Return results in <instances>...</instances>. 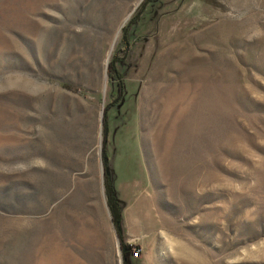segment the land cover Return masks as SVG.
I'll return each mask as SVG.
<instances>
[{
	"label": "rangeland",
	"instance_id": "rangeland-1",
	"mask_svg": "<svg viewBox=\"0 0 264 264\" xmlns=\"http://www.w3.org/2000/svg\"><path fill=\"white\" fill-rule=\"evenodd\" d=\"M142 1L0 0V264H264V0L149 3L111 107Z\"/></svg>",
	"mask_w": 264,
	"mask_h": 264
},
{
	"label": "trees",
	"instance_id": "trees-1",
	"mask_svg": "<svg viewBox=\"0 0 264 264\" xmlns=\"http://www.w3.org/2000/svg\"><path fill=\"white\" fill-rule=\"evenodd\" d=\"M155 0H144L142 3L139 5V7L136 9V11L131 15L130 19L128 20L127 24L121 29L122 31V42H123V47L116 49L113 58L109 62V70H108V78L115 81L116 86H117V93L115 99L110 103V106L113 107L119 103L121 100L122 94H123V75L121 71L118 68V65L123 62V59L125 58V53L127 47L130 45L128 41V31L129 28L133 25H137L138 21L143 14L146 6L149 3H152ZM64 88L79 92L78 87H72L67 84H62ZM109 107V106H108ZM108 107L105 109V114L106 110ZM105 130V134H106ZM104 134V135H105ZM102 163L105 169V175H104V182H105V195H106V202L107 206L111 215L112 223L113 226L116 230V232L119 234V224L121 220V209L120 206L116 200L115 194H114V188L111 183V179L108 174V164H109V159L106 153V139L104 136V145H103V150H102ZM122 249L123 247H127V245L121 244Z\"/></svg>",
	"mask_w": 264,
	"mask_h": 264
},
{
	"label": "water",
	"instance_id": "water-1",
	"mask_svg": "<svg viewBox=\"0 0 264 264\" xmlns=\"http://www.w3.org/2000/svg\"><path fill=\"white\" fill-rule=\"evenodd\" d=\"M103 115H104V112H102V115H101V122H102V119H103Z\"/></svg>",
	"mask_w": 264,
	"mask_h": 264
},
{
	"label": "bare ground",
	"instance_id": "bare-ground-1",
	"mask_svg": "<svg viewBox=\"0 0 264 264\" xmlns=\"http://www.w3.org/2000/svg\"><path fill=\"white\" fill-rule=\"evenodd\" d=\"M116 39H117V36H116Z\"/></svg>",
	"mask_w": 264,
	"mask_h": 264
}]
</instances>
